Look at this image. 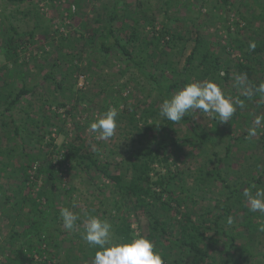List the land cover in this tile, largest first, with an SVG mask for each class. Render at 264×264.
<instances>
[{
	"label": "rangeland",
	"instance_id": "1",
	"mask_svg": "<svg viewBox=\"0 0 264 264\" xmlns=\"http://www.w3.org/2000/svg\"><path fill=\"white\" fill-rule=\"evenodd\" d=\"M205 1L0 0V84L8 82L16 92L22 87L30 89L13 109L5 113L7 102L0 99V175L10 189L19 190L18 198L29 196L40 204L48 205L43 217L46 228L41 234V244L28 251V245H22L26 237L12 243L9 235L12 229H21L29 215L33 216L31 208L35 206L27 203L19 210L20 205L15 207L0 197V264H13L16 259H20L18 264H93L97 249L89 247L81 236L83 223L92 215L108 220L115 233L120 215L125 211L134 234H148L150 227L143 209L134 200H123L126 205L118 211L116 203L119 196L114 184L89 158L83 156L85 153L92 154L103 164L111 163L112 172L123 171L126 167L121 166V162L132 150L155 148L163 140H171V136L182 137L190 131L182 123L175 125L178 132L168 127L164 129L167 122H161L162 117L142 118L143 109L149 103L155 102V108L159 110L163 102L164 96L158 93L154 80L143 75L138 68L128 67L115 50L104 55L97 41L90 40V37L95 32L99 34L108 23V16L117 2V11L121 16L139 20L135 28L137 39L133 42L134 46H146L160 27L176 31L186 40L183 46L182 40L172 42L174 48L170 46L171 42L166 45L162 41L164 51L152 57L154 62L162 58L166 62L171 61L172 66L181 71L197 36L204 42H210L222 65H228L233 70L229 89L222 81L218 82L229 91L226 94L237 97L236 94L240 92L235 87V77L239 75L236 69L239 59L255 67V75L248 79L249 83L254 86L264 83V15L257 5V1L264 5V0H229L228 3L223 0ZM77 2L80 3L77 5ZM144 15L153 19L155 26ZM99 16L104 21H96ZM120 23V20L117 21L116 26ZM11 24L18 34L11 30ZM131 33L130 27L127 34ZM12 35L16 37L11 45L18 47L20 53L18 59L6 60L5 38ZM238 40L246 42L247 55L251 59L244 58L237 47ZM253 42L255 48H261L260 51L250 49L249 45ZM148 48L150 52L155 46L149 45ZM151 63L146 61L144 71H148ZM192 68L183 78L190 76L192 82L211 80L199 77L198 69ZM167 70L170 71L169 66ZM156 75L158 80L162 79L161 72H156ZM174 78L177 75L172 76L171 80ZM258 103L244 104L242 112L248 114L247 120L241 119L240 127L233 125V136L248 132L254 118L264 116V99L260 98ZM110 106L118 110L116 134L106 142L97 141L88 132V127ZM192 118L204 130L212 128L217 122L222 123L218 118L199 111L193 112ZM155 123H160L159 127ZM17 126L19 133L15 132ZM168 131L169 135L166 134ZM211 138L214 143L210 152L216 151L223 156L230 135L216 136L211 132ZM262 138L264 128L252 140L263 143ZM237 143L238 140L235 141L233 153L239 157L229 159L231 164L227 166L226 178L228 182L235 179L242 182L236 198L229 199L232 206L241 209L248 206L243 196L244 190L254 192L264 188V180L257 184V188L247 186L254 176L263 172L264 152L257 148L237 150ZM257 144L260 149L261 144ZM77 149H80V153H75ZM210 154L206 149H200L198 144L179 143L162 153L161 161L155 163V168L166 173L165 158L169 155L171 170L182 171L189 185H192L197 168L207 161ZM44 158L55 178L39 171ZM209 164L213 166V163ZM26 165H29L27 172L30 179L24 182L22 169ZM152 174L155 177V171ZM197 193V201L184 199L180 210L189 211L195 220L212 226V219L218 212L224 211L222 201L227 199L228 190L222 182L215 180L205 191ZM201 195H205V198ZM73 202L76 203L74 208ZM63 207H69L80 215L81 220L77 222L75 231L64 228L60 217ZM256 213L261 216L257 218L258 222L264 224V213ZM170 214L176 218L169 228L170 237H160L156 242L165 264L176 263L174 259L180 258L183 250L175 243L180 230L178 221L182 215L179 211ZM227 218L207 231L208 235L218 239L211 246L214 247L212 254L217 260L228 259L232 264H264V232L257 230L250 234L244 231L241 211L233 217L232 225L227 224ZM232 233L237 235L235 241L232 240ZM115 237L118 241L122 240L120 235ZM21 245L26 252L25 260L20 253ZM206 264H211V261L208 260Z\"/></svg>",
	"mask_w": 264,
	"mask_h": 264
},
{
	"label": "trees",
	"instance_id": "2",
	"mask_svg": "<svg viewBox=\"0 0 264 264\" xmlns=\"http://www.w3.org/2000/svg\"><path fill=\"white\" fill-rule=\"evenodd\" d=\"M9 1H24V0H9ZM82 0H80L81 2ZM257 1V0H256ZM80 2H77L78 5ZM206 3L205 0H203ZM223 2L228 3L229 0H223ZM203 3V4H204ZM257 5L261 8V14L264 15V5L257 1ZM114 9L111 10L109 14L108 23L102 27V30L99 34L95 32L94 35L90 37V40H96L99 44V50L104 54H111L114 50L119 54V56L124 59V62L127 63L128 67L138 68L143 75L154 80L156 87H158V93L164 96L163 100L166 98H171L179 89L183 88L187 83L192 82L190 80V76L185 78L184 75H188L189 70L194 68L198 69L199 77L209 78L211 80L222 81L227 89L230 87V81L233 74V70L230 66H223L222 62L212 48L211 43L204 42L200 36H197L195 40V45L188 55L186 59V64L183 69L180 71L178 68H174L171 64V61L166 60H158L154 62L152 57L156 54L164 51L165 46H163L162 41L168 45V43L174 48V44L172 42H178L179 40L184 41L182 46L185 44L184 37L176 32L166 29L165 27H160L157 30V35L146 42L145 44H139L138 46H134L133 42L136 41L137 36L135 33L136 24L139 22L138 18H127L119 14L117 2L114 4ZM145 19L149 20V23L154 25V20L149 19L146 15H144ZM130 22H129V20ZM120 20V25L116 26V22ZM96 21L99 23L104 21V19L99 16L96 18ZM155 26V25H154ZM131 27L132 33L127 34V29ZM11 30L14 33L18 34V30L11 24ZM9 28V29H10ZM15 35L8 36L5 38V59L6 60H16L19 57V48H15L11 45V42L15 38ZM143 42V41H142ZM239 50L242 52L245 59H251L247 55L246 50V42L238 40ZM149 45H154L155 49L152 51H148ZM163 46V47H162ZM255 51H260L261 48H254ZM152 62L148 68V71H144L146 61ZM198 62L195 65V62ZM167 66L170 67V71L168 72ZM236 69L239 75L244 74L247 77V80H251L255 75V67L247 62L242 60H238L236 64ZM156 72H161L162 79L156 75ZM223 72L224 75L221 76L220 73ZM177 75V78L171 80L172 76ZM221 86L222 84L219 83ZM223 85V86H224ZM225 90V93H229L228 90ZM30 92V89L27 87L20 88L17 92L12 90V85L8 82H3L0 84V99L6 100L7 106H5V113L7 110L13 109V107ZM239 99H241L244 104L245 103H258L260 101V95H253L252 97H245L241 94H236ZM259 104V103H258ZM264 104V103H263ZM255 106V105H254ZM256 107V106H255ZM246 113L242 112V108H238L236 113L233 115L231 120L227 123L217 122L212 128L208 130L201 129L197 122L192 118L193 112L188 113L180 122H171L164 118H162L161 122H167L164 127H168L172 131H177L178 128L175 127L176 124H186L189 128V133L179 136H171L172 139L167 141L166 139L159 144L158 147L151 148H141L132 150L128 156L121 162V166H125L126 169L123 171H114L110 170L111 163L107 162L105 164L101 163L100 160L93 158L92 154L85 153L83 157L89 158L91 163H93L100 171L105 175L116 188V195L119 196V200L116 203V208L118 211H121L122 206L126 202L135 201V203L143 209L145 215L147 216V223L150 227L148 234H139L135 235L133 230L131 229V224L129 221V215H125V211L120 215V222L117 224L115 235H120L121 241H125L131 239L133 236H143L150 239L153 244L155 242V249L159 251V248L156 246V242L159 241L160 237H170L169 228L174 224V211L177 213L178 211L182 215V219L178 222L180 223V230L177 233L178 236L175 240V243L180 245L183 250L180 252V258L174 259V264H206L208 260L211 261V264H232L230 260H217L216 256L212 254L214 249L213 243L217 242V238L214 235H208L207 231L212 229L213 226H217L220 224V221L226 216L235 217L238 212H242L244 221L241 223L244 231L247 230L248 233L254 234L257 230H259V226L261 223L258 222L257 213H253L249 210L248 206H243L241 209L232 206L229 202L230 198H236L237 192L241 190L240 185L242 182L237 179L233 180V182H228L227 180V166L231 164L229 161L230 158L238 159V155L233 153V149L235 147V141H239V147L237 150L243 149V151H247L250 149L257 148L258 150H262L264 152V139L262 138V142H257L256 140L249 141L246 139L248 132H242V134L238 136H233L232 127L236 124L237 127L242 126L241 119L247 120ZM142 118L148 119L149 117H160L159 110L155 108V102L149 103L148 107H144ZM251 117V115L249 116ZM220 121V120H219ZM227 130V132H226ZM16 133H19V127L17 126ZM169 132H166L169 135ZM178 132V131H177ZM211 132L216 136H221L223 134L230 135L229 142L226 145L225 154L223 156L219 155L218 152L213 150L212 144L214 141L211 138ZM250 142L243 144V142ZM179 143L182 144H198L200 149H206L208 154L207 161H204L201 166H199L196 170V174L193 178V184L189 185L188 180H186L184 173L180 170L173 172L171 167L169 166L170 156L167 155L165 158L167 165V172L161 173L155 167V163L161 161L162 153H165L167 150L176 147ZM261 144V148L259 149L258 144ZM80 153V149L75 150ZM233 153V154H232ZM83 155V154H81ZM254 155V154H252ZM255 156V155H254ZM257 157V156H255ZM259 160V157H257ZM48 160V159H47ZM261 161V160H260ZM46 162V163H45ZM177 162V161H176ZM213 166L211 167V164ZM29 165L24 166L22 169V176L24 182L30 179V176L27 172ZM32 166V165H31ZM259 167V166H257ZM117 168V166H116ZM264 169V168H263ZM118 170V169H116ZM1 171V169H0ZM40 172H46L50 178H55L53 171L48 165L46 158L43 159L42 165L39 168ZM155 171L156 175L152 172ZM250 176V175H248ZM218 180L222 182V184L227 188L228 195L227 199L222 201L223 212H218L214 219H212V226H205L199 220H195L192 213L189 211L183 212L180 210L182 204L184 203V199L189 198L191 200L197 201L198 192L205 191L212 182ZM264 180V170L261 174L254 176L247 184L250 188H257V184L261 183ZM255 186V187H254ZM159 189V190H158ZM165 193L167 196L165 197ZM19 190L15 188H9L7 182L4 181V177L0 175V197L6 199V201L12 204L15 207L20 205L19 210L27 203L33 204L35 207L31 208V211L34 212L33 216L27 218V221L23 222L22 228L14 230L9 235L12 243L15 240H19L21 237H26L25 241H22L23 244L28 245V251L32 249H36L37 244H41L42 240V231L45 227V219L44 214L47 212V206L38 203L35 199L26 196L23 198H18ZM181 197V199L179 198ZM200 197L205 198V195H201ZM16 198V200H15ZM125 200V201H123ZM174 204L175 207L173 206ZM53 206V204H51ZM184 217V220H183ZM186 224H183V222ZM237 235L232 233V240H236ZM40 241V242H39ZM20 247V253L22 258L25 260L26 252ZM211 247V248H210ZM22 248V249H21ZM39 252L41 253L42 250ZM54 255V252H53ZM21 258V259H22ZM186 261H188L186 263ZM20 263V259H16L15 263Z\"/></svg>",
	"mask_w": 264,
	"mask_h": 264
},
{
	"label": "clouds",
	"instance_id": "3",
	"mask_svg": "<svg viewBox=\"0 0 264 264\" xmlns=\"http://www.w3.org/2000/svg\"><path fill=\"white\" fill-rule=\"evenodd\" d=\"M249 47L254 49L255 43H251ZM220 75L223 76L224 73L221 72ZM235 87L242 96L252 97L259 94L264 99V83L254 86L248 82L244 74L235 77ZM243 107L244 102L241 99L226 94L215 80L193 81L179 89L171 98L163 100L159 105V116L175 123L180 122L186 114L199 111L214 119L218 118L222 123H227L237 109ZM117 117L118 110L110 106L90 123L88 132L93 134L97 141L110 140L116 134ZM155 124L159 127L160 123ZM262 128H264V116L257 115L248 129L246 139L251 141ZM96 151L100 150L96 149ZM243 196L251 212L264 213V188H258L254 192L246 189ZM72 207H76L75 202ZM60 217L64 228L69 231H75L77 222L81 220L80 215L69 207L60 209ZM233 222L234 218L229 216L227 224L232 225ZM259 231L264 232V224L259 226ZM81 236L89 247L97 249L93 264H165L163 256L155 249L150 239L133 236L128 240L118 241L113 225L108 220L95 215L90 216L83 223Z\"/></svg>",
	"mask_w": 264,
	"mask_h": 264
}]
</instances>
